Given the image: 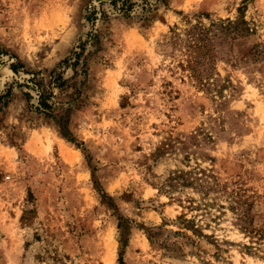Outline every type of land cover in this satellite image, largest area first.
Listing matches in <instances>:
<instances>
[{
  "label": "rangeland",
  "instance_id": "374dc122",
  "mask_svg": "<svg viewBox=\"0 0 264 264\" xmlns=\"http://www.w3.org/2000/svg\"><path fill=\"white\" fill-rule=\"evenodd\" d=\"M147 1L0 0V264H264V0ZM225 19L202 85L185 30Z\"/></svg>",
  "mask_w": 264,
  "mask_h": 264
},
{
  "label": "trees",
  "instance_id": "16d2710c",
  "mask_svg": "<svg viewBox=\"0 0 264 264\" xmlns=\"http://www.w3.org/2000/svg\"><path fill=\"white\" fill-rule=\"evenodd\" d=\"M115 1V0H114ZM160 1V0H156ZM124 5V3H123ZM152 4L147 0L144 2L142 7L143 11H150ZM95 10L93 9L86 17L87 21H93L96 19ZM105 15L102 14V17ZM249 31L246 21L243 19H225L218 22H212L208 26H205L201 23H197L185 30V64H182V67L186 68L191 77L197 80V82L204 85L211 78L212 71L214 70V62L218 58H221V55H226V47H232V41H235L238 38L244 37ZM87 38L81 41L78 45L79 51H73L71 56L63 60L62 63L69 65L70 60H73L70 63L71 66L76 67L80 62L81 54L84 52L86 46L91 43V41H97L98 34L88 33ZM261 54L260 51L255 47L247 51L245 55L242 56V59L249 60L254 58V56ZM253 56V57H252ZM18 64H12L11 69L14 72L18 71ZM51 74L52 81L51 84L61 87L65 84V80L62 77V73L58 72L57 74L53 71ZM35 77L31 80L34 81ZM36 82V81H35ZM39 87L38 91V105L36 111L38 113H43L46 117L50 116L53 111L54 102L51 101L53 93L44 87L40 86L39 82L34 83ZM10 94L8 90L5 95L0 96V103L3 101L4 97H7ZM26 96H29L26 93ZM3 103V102H2ZM7 102L4 101L3 105H6ZM248 233H252L251 229L244 227ZM257 240H260L258 238ZM120 264H122V257L120 258Z\"/></svg>",
  "mask_w": 264,
  "mask_h": 264
}]
</instances>
